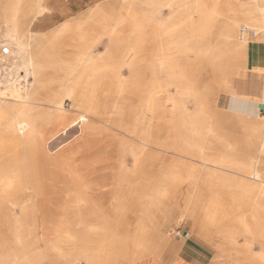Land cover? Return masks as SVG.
<instances>
[{
    "label": "bare ground",
    "instance_id": "1",
    "mask_svg": "<svg viewBox=\"0 0 264 264\" xmlns=\"http://www.w3.org/2000/svg\"><path fill=\"white\" fill-rule=\"evenodd\" d=\"M111 1L121 3V0ZM175 1L165 0L163 5L173 6ZM143 3L150 9L152 16L160 13L161 3L158 0H143ZM183 5L185 10L182 14L186 16L178 17V20L169 26L172 34H176L175 31L179 30L180 25L184 26L182 33L173 36L175 42L180 44L181 36L183 42H210L215 28L216 41L219 42L220 47L212 50L210 54L220 56L221 61L215 65L218 76L230 77L233 74L238 77L244 74V68L251 67L255 72L252 92L256 94L250 96L246 91L238 93L245 95L246 101L253 99L256 105H264V0H247L243 3L235 0L226 2L211 0L210 3L203 0H188ZM113 7L117 15L121 14L119 7ZM219 8L231 12V15L229 19L216 26L219 23L217 18L220 13ZM187 9L196 10L199 13L198 19L189 16ZM45 10L42 7L29 10L28 0H6L0 6V20L7 28L6 38L0 40V49L2 46H8L11 52L15 41L7 38H15L16 45L20 49H27L29 42L22 40L27 32L26 26L34 15L42 14ZM103 10L100 4L95 5L80 16L94 20L96 13L101 14ZM68 25V22L61 25L49 38L50 49H44L39 54L30 53L22 56L20 53L21 57L15 58L11 52L8 58H3L0 52V67L2 61H7L10 66L24 70V79L30 76L35 79L42 78L41 87H34L32 81L23 88L15 85L5 88L0 86L2 96L0 100V226L14 233L9 242L32 249L24 252L17 247L11 254L13 264H112L113 261L125 260L127 248L119 249L115 255L109 253L105 261L100 259L101 249L94 246L98 245V241L95 239L91 243L90 236L92 232L96 233V230L102 234L108 227L120 224L122 212L129 207L133 208L135 204L139 206L142 185L138 181H131L130 186L125 188L126 178L122 177L110 185L109 192H104L99 186L96 187L89 180L88 182L84 180L82 172L75 164L76 156L79 151L87 147L90 137L99 126L98 123L105 124L106 121H110L113 126L124 127L127 124L126 129L134 134L140 152L151 146L152 135L148 127L141 129L137 127L136 123L139 119L132 118L131 121L124 116L122 120L119 117L118 119L109 117L114 108L117 116L121 115V110L122 113L125 110L124 104L121 108L118 104L109 101L106 95L111 92L118 94L129 92L133 95L138 92L139 96L144 94L137 107L144 106L149 110L158 105L165 106V102H170L169 108L166 109L169 117L167 133L170 145L166 148L170 149L174 158L168 169H159V175L150 180L152 187L146 202L140 205L148 210L149 223L162 240L163 244L157 256L162 258L164 252L170 256L176 250L177 246L169 240L168 235L171 233L168 230V223L173 219V213L177 212L175 211L177 205H173L171 200L179 190L177 185L185 172L184 179L190 182L192 191L183 203L178 220L187 218L192 226L184 235L194 234V237L196 235L200 239L208 240L209 245L218 246L221 250L219 254L225 256V264H244L247 260L264 264V254L260 256L252 254L248 242L237 246V250L242 252L244 263H235L226 258L235 248L232 246L237 242V233L247 231L248 227L246 223L239 222L240 226L233 230L229 222L242 221L243 217L232 216L230 220L223 217L227 212L235 214L237 209L243 208L251 210L254 214L258 212L257 198L251 202L249 198L253 195L260 197L264 192L261 170L257 167L258 157L264 153V118L259 117L258 113L253 114L252 135L248 144L252 152L248 160L214 158L215 154L205 148L208 142L209 96L192 95L190 97L196 110L190 112L185 108L184 103L189 97L187 91L196 88V84L188 78V73L177 74L178 78H185L186 82H180L179 85L169 84L175 88L173 94H168L163 85L153 81L148 82L139 68L136 72L131 68L132 75L128 81L115 82L111 73L112 60L118 57L115 46L121 42L122 33L104 32L109 36L107 45L103 51L94 55L90 50L91 45H87L82 55L62 54L54 50V47L59 41V34L67 29ZM248 26L254 28L255 36L257 31L260 35L255 39H241L239 28L243 30ZM77 28L80 29L78 36L70 43L76 48L84 42V35L81 34L82 26L77 24ZM178 47L184 53L189 50L185 44H180ZM191 50L193 51V48ZM156 51L155 54L152 53L151 58L158 57L159 65L164 71L173 74L176 62L168 57L163 47ZM230 53L235 56L228 57ZM131 56L132 54L130 58L124 60L127 66L131 65L134 58ZM54 82L58 87L56 89L61 93L59 98L55 97V91V93L45 92L49 83ZM228 82L229 79L221 81L220 87L230 89L231 85ZM233 87L230 92L228 91L231 94L237 92ZM165 93L167 96L162 100L161 97ZM183 95L186 96L185 101ZM64 100L71 102L69 108L63 105ZM42 101L47 104L44 105ZM40 105H44L43 108L46 109L38 110ZM127 107L136 110L135 105H127ZM261 123L262 130L259 127ZM73 130H77L81 136L83 140L81 144L75 148L52 149L60 143L63 136ZM59 147L57 149H61ZM256 149L258 153H255ZM185 155L190 156L191 160L200 158L201 163L196 165L184 160ZM136 161L134 170L139 171L140 160ZM202 167H205V173ZM229 168L235 170L230 171ZM158 184L164 185L162 191L156 186ZM203 185L207 187L205 193L204 188L200 187ZM219 191L228 202L223 204L218 201ZM16 208L22 213V218L11 217ZM54 212L62 217L54 216ZM36 213L40 215L38 223L34 219ZM158 216H160L159 220H157ZM145 225L141 224L140 228H144ZM75 228L78 230L71 232ZM34 229L40 230L38 236H33ZM136 233L137 231L132 235ZM214 234L219 235L221 242L212 241ZM32 236L33 240H30ZM260 237L264 241V231H261ZM38 242L42 246H38ZM201 253L204 254L202 248ZM8 257H10L9 252H0V260H7ZM183 258L174 257L170 264H192Z\"/></svg>",
    "mask_w": 264,
    "mask_h": 264
},
{
    "label": "rangeland",
    "instance_id": "2",
    "mask_svg": "<svg viewBox=\"0 0 264 264\" xmlns=\"http://www.w3.org/2000/svg\"><path fill=\"white\" fill-rule=\"evenodd\" d=\"M36 1L37 0H28V4L31 6ZM110 1L111 0H85V13L87 11H90L91 6H93L94 4L99 5V3L104 8L103 12H101V14L96 13L94 20H89L84 16L83 18L81 17L80 19H74L73 21L69 22L68 27H66L67 29L59 34L60 38L59 41H57L54 50L62 54L67 53L70 55L79 53L80 55H82L86 50L87 45H91L90 50L94 55L103 51L107 45L106 43L109 36L104 34V32L113 33L118 31L117 33H122V39L121 42H119L115 46L118 54L116 55L118 57H115L116 55L114 56L115 58H113L112 60L113 64L111 70V73H113L112 79L115 82H122L125 80L128 81L130 76L132 75L131 68H133V72H136L139 68L142 70L144 78H146L147 75H158L160 79H164L165 77L166 81L161 83L159 82L158 84L163 85L164 89H167L166 92L168 94H173L175 92V88L169 86V84L175 83V85H179L180 82H186L184 77V79H181L177 76L178 72H186L189 74L188 78H190V81H193L196 84L195 89L197 90L195 91V89H189L187 91V93L189 94V97H187V101H185L186 96L183 95L188 110L190 112L196 110L194 108L193 99L192 97H190V95H200L201 92L204 97L205 95L209 96V106L213 114L216 115L217 119L215 122H217V124L219 123L220 125H222L227 124L228 122H235L237 113L221 110L224 99L226 96L231 94L229 93L230 89H232L231 87L236 84L238 85V83H240V81L244 79L245 75H247L248 79L247 81L245 80L246 85L244 87L248 88L249 91H252L254 89V82L252 83V81H254L253 79H255V72L251 67H249L244 68V74L238 77L233 74H231V78L218 76V72L215 70V65L221 61L220 56L213 53L210 54L212 50L218 49V47H220L219 42L216 41L215 31L217 30L215 28L213 29L214 32L212 38L209 40L210 42H183V38L181 36L179 40L181 42L180 44H185L189 48V50L188 52L184 53L178 47L180 46V44H177V42H175V37L173 36L177 33H182V31H184V26L180 25L179 30L177 29V31H175L176 34L171 33L169 26L172 23H175L178 20V17L181 18L183 16H186L183 15L182 12L183 10H185L183 4L188 0H176L172 4L173 6L163 5L165 3V0H158L161 3V11L156 16H152L150 9L144 5L143 0H121L120 4H118L119 2L113 3L112 1ZM203 1L206 3L211 2V0ZM222 1L226 2L229 0ZM235 1L243 3L247 0ZM4 3L5 0H0V6ZM113 6L117 8L119 7L118 9L121 10V14L117 15L116 10ZM186 11L193 19H198L199 13L196 10L187 9ZM219 12L220 13L217 17L219 23H217L216 26H219L223 21L229 19L231 15V12L226 11L224 8H219ZM35 16L36 15H34V17ZM118 18H120L119 21ZM77 24H80V26H82L81 34L84 35V42L82 43L83 45H79L78 48L70 44L72 40L76 39L78 36V32L80 29L77 28ZM26 27H28L27 32L22 40L29 42V47L27 49H20L19 46L16 45L15 38H7L8 40H12L13 42L15 41L13 44L14 49H11V55H13L15 58L21 57L20 53L22 56L30 53L36 55L44 49H50V47H48L49 38H51L58 30L57 27L51 32H48V34H35L30 31L29 24ZM6 29L7 28H5L3 22L0 20V40L3 39V37L6 38ZM239 30L241 33L240 37L243 40H247L249 38L255 39L260 35L259 31H257V35L252 36V31L254 30V28L251 26L246 27V30L244 31L242 30V28H239ZM160 47H163V51L168 53V57L176 62L175 72L173 74L164 71V69L159 65L160 61L159 59H157L158 57L153 56L151 58V56L155 54L154 52H157L156 50L160 49ZM191 48H193V51L191 50ZM131 54V57L134 58L131 62V65L127 66L124 60L126 58H130ZM231 54L232 53L228 54L227 56H235ZM224 61L226 62L227 60ZM230 63L232 64V61ZM13 68H15L16 71H20L21 75H24L23 69L16 66H13ZM228 79L230 82L228 83L231 85L230 89L220 87V82L228 81ZM24 80H26V85H28V82L30 83V81H32L34 87H41L42 84V78L35 79L34 77L30 76V78H26ZM56 86L57 84L55 82L52 84L49 83L47 88H45V92H56L55 97L59 98L61 96V93L56 89L58 88ZM246 88L245 90L247 91ZM167 93H165L162 97L160 96L162 100H165ZM231 95L237 97V93ZM238 95L241 94L238 93ZM106 96L109 97L110 102L118 104L119 106H121V108H123L124 104L125 110L123 112L128 119H131V121L134 118L140 119V121L138 120L136 123L137 127L138 122L140 125L142 124L141 120L148 114V112H153V109L148 110L144 106H141V108L137 107L139 101L141 100V97L145 96L144 94L143 96H139L138 92H136L134 95L129 92H123L122 94L111 92ZM245 98V95H241V98L239 99L245 101ZM42 99L45 100L46 98ZM64 101L63 105L65 106V108H69L71 102H69V100ZM42 102L44 105L47 104L45 103V101ZM44 105H40V107H38V110L44 111L46 109L45 107L43 108ZM127 105H135L136 108H134L136 110L129 109ZM169 105L170 102H165L166 109L169 108ZM262 109L264 110V105H262ZM116 114V108H114L112 109V113L109 115V117L111 119L112 117H114V119H118V117L121 120L123 119L122 110L120 116H117ZM98 125L99 126L97 130L90 137V142H88L87 147L79 151L78 155L76 156V166L78 167L80 172H82L84 180H86L87 182L89 180L90 182H92V185H95L96 187L99 186L104 192H109L110 185L116 182L118 178H126L124 181L125 188L130 186L129 184H131V181H138L142 185V197L139 201V204L143 205V203L146 202V197L150 191V187H152L150 180H153L155 178L154 176L159 175V169H168L172 164L174 156L171 154L170 149L166 148V146L168 147L170 145V140L167 133V131L169 130L167 129V127L158 130V126L155 127L154 123H152V125L150 126L151 130H149L150 134L152 135L151 146L142 149V152H140L141 149L137 140L134 139V134H132L130 130L126 129L127 124L126 126L124 125V127H120L113 126L110 121H106L105 124L98 123ZM147 127L150 128L149 126ZM224 130L234 133L233 137L236 141V145L238 146V148L245 151V146L247 144L248 138L245 137L244 131H241V127H239V125H231L228 127L224 126ZM82 141L83 140L81 139L78 131L73 130L66 136H63V138L59 141L60 143H58V145L52 149L63 150L66 147L68 149L69 147L75 148L78 144H81ZM208 142L205 144V148H208V150L212 151L214 154L217 153V150L219 148L217 144H214L209 137ZM58 146H60L59 148L61 149H57ZM134 152H136V154ZM255 153H258L257 149ZM137 158L140 160L138 161L139 171L134 170L137 162L136 160H138ZM258 158L259 160L257 162V167L261 170V179L264 181V153L259 155ZM202 168L204 169L203 171L205 173V167ZM229 170L234 171L235 168H229ZM184 176L186 177L185 172L183 173L182 180L177 185V188L179 190L175 193L174 197H172L173 205L176 203L178 204V208L175 207V211L177 212L173 213V219H171V221H169L168 223V230L171 233L170 235H168L169 240L171 243H174L177 246L173 254L169 256L167 252H164L162 258H159L157 256V253L161 249L163 244L162 240L157 236L154 227L149 223V217L147 215L148 210H146V208L144 207L142 208L140 205L138 206L137 204H135L132 206L133 208L129 207L125 212L121 213V218L119 220L120 224L108 227L107 230H104L102 234L96 229H94L97 231L96 233L93 230L94 232H92V235L90 236L91 243L96 239V241H98V245H91H94L101 249V254L99 256L100 259L105 261L106 259H108L109 253L115 255L119 249L127 248L128 252L125 260L122 262L113 261L112 264H163V262H165L166 264H170L172 262L171 260L174 257H176L177 259L181 255H184L183 257L186 259V261L188 260V262L192 264H198L197 261H199V264H208L209 262H216L215 264H225V256L219 254L221 250L218 246H211L209 245L208 240L200 239L196 235L194 237V234L191 236H185L191 230L192 224L187 218L180 219V221L178 220L180 210L183 209V199L189 194L191 189L189 187V182L184 179ZM156 186L160 189V191L164 189L163 184H158ZM200 187L204 188L203 190L205 193L207 187L204 185ZM255 198H257L258 200L257 204L259 206L257 214L252 213L251 210H244L245 208H243L240 209L242 211L237 209L240 212L236 210V212H234L235 214H230L227 212L223 215L226 220H230L232 216L235 218L243 217L242 221L229 222L232 224L233 230H235V228L237 229L238 226H240L241 222L246 223L248 227L247 231H242L243 233L240 231L239 233H237V242L232 246L235 248H233L231 250V254H228L226 257L227 259L229 258L235 263H244L242 252L237 250V246L244 242H248L251 247L252 254L259 256L261 254H264V241H262L260 237L261 231H264V192L260 197L254 195L250 196V202ZM62 201H64V198H62ZM218 201L220 203L228 202L221 191H219ZM15 210L16 211L11 217L13 219H15V217L22 218V213L17 208ZM54 216L62 217V215L59 216V214L56 212H54ZM38 217H40V215L39 213H36L34 215V219L37 223L40 219H38ZM159 218L160 216H158L157 220H159ZM141 224L146 225L144 226V228H140ZM0 227V252H9L10 255L7 260L1 259L0 264H13V262L11 261V254L16 250L17 247L20 251L23 250L24 252H27L30 248L28 246L27 248H25L23 245L19 246L12 241L9 242L14 233L6 227ZM38 229H34L35 231L33 236H38L40 234V230ZM142 229L143 231H141ZM74 230L78 229L75 228L71 230V232H73ZM135 231H137V233L132 235ZM75 232L80 233L79 231ZM214 235L215 236H213L212 241L221 242V238L219 237V235ZM33 236L30 240H33ZM39 243L40 242H38L37 245L42 246V244ZM200 247L202 248V250H204V254H200ZM193 252H196L199 255L193 257ZM187 253L189 255H187ZM196 259L197 261H195ZM247 261L244 264H262L256 263V261Z\"/></svg>",
    "mask_w": 264,
    "mask_h": 264
},
{
    "label": "crops",
    "instance_id": "3",
    "mask_svg": "<svg viewBox=\"0 0 264 264\" xmlns=\"http://www.w3.org/2000/svg\"><path fill=\"white\" fill-rule=\"evenodd\" d=\"M95 5L97 4H94L93 6H91L90 9H92ZM37 7H42L46 10L42 14L36 15L28 23L30 27V31L35 34H48V32H51L57 27L60 28L61 25L65 24L66 22L69 23L73 21L74 19H80L81 18L80 15L83 14L84 10L86 9L85 0H37L33 5L31 6L29 5V8H37ZM145 79L148 82L153 81L157 84L159 82L161 83V82L166 81L165 77L164 79H160L158 75L156 76L147 75ZM247 79L248 77L247 75H245L244 79L240 81V83H238L239 85L234 86V90H237V92L235 91V93H237V97L229 94L228 96L225 97L223 105L221 107V110L237 113V118L235 122H231V123L228 122L227 124H222V125H220L219 123L217 124V122H215L217 119L216 115L213 114L210 107L208 109V113H209V117L207 119V121L209 122L208 130H207L208 137L211 139V141L214 144L216 143L217 146L219 147L217 153H215V155L213 153L214 158H219V159L237 158L238 160L244 161V160H248V158L250 157L252 150L248 148L249 147L248 144H249V139L252 135V131H251L252 125L251 124L253 123V114L254 112L258 113L259 117L264 118V110L260 112L259 105H256V101H254L253 99L252 100L250 99L249 101H246V100L243 101L239 99L241 98V95H238V92L242 93L246 91L245 90L246 87L244 86L246 85ZM246 89H247L246 92L250 93L248 95L252 96L251 94H256L254 91L252 92V91H249L248 88ZM195 95H199V94H195ZM200 95L203 96L201 92H200ZM184 105H185V108L188 109L186 107V102L184 103ZM123 116L127 118L125 113H123ZM168 120H169V117L167 115L165 106L158 105V107H155L153 109V112H148V114L144 116V118L141 120L142 122L141 125L138 122V128L141 129L142 127H147V126L150 127L152 123H154L155 127L158 126V130L164 129L168 126ZM231 125L232 126L239 125V127H241V131H244L245 137L248 138L247 144L245 146L246 147L245 151L241 150L236 145V141L233 137L234 133L227 132L224 130V126L228 127ZM259 127L262 130V123L260 124ZM148 129L151 130V127ZM183 158L184 160H188L195 164L201 163L200 158H197V159L193 158L191 160L190 156H187V155H185ZM189 187L191 188L190 182H189ZM191 191H192V188L190 189V192ZM186 198L187 196L184 197L183 203L186 200ZM175 205H178V204L176 203ZM195 253L196 252L192 253L193 257H196L197 255H199L197 253L195 255ZM187 255L189 254L187 253ZM183 256L184 255H181L180 257L183 258ZM183 259L186 260L185 258ZM195 261H197V259ZM197 262L199 264V261Z\"/></svg>",
    "mask_w": 264,
    "mask_h": 264
},
{
    "label": "built area",
    "instance_id": "4",
    "mask_svg": "<svg viewBox=\"0 0 264 264\" xmlns=\"http://www.w3.org/2000/svg\"><path fill=\"white\" fill-rule=\"evenodd\" d=\"M243 30H246V28H243ZM255 31H252V36H255ZM0 52L3 56V58H8L10 56V48L8 46H2L0 49ZM25 81L23 79V75H21L20 71H16L15 68L10 66V64L7 61H2L1 67H0V86L2 88L5 87H11L12 85L23 87L25 86ZM2 99V96L0 95V100ZM263 109H260V112H262Z\"/></svg>",
    "mask_w": 264,
    "mask_h": 264
},
{
    "label": "water",
    "instance_id": "5",
    "mask_svg": "<svg viewBox=\"0 0 264 264\" xmlns=\"http://www.w3.org/2000/svg\"><path fill=\"white\" fill-rule=\"evenodd\" d=\"M259 108L262 109V105L261 104H259Z\"/></svg>",
    "mask_w": 264,
    "mask_h": 264
}]
</instances>
